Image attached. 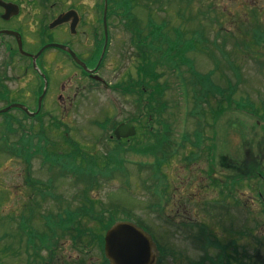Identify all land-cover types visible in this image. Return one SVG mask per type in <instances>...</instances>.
<instances>
[{
  "label": "rangeland",
  "instance_id": "1",
  "mask_svg": "<svg viewBox=\"0 0 264 264\" xmlns=\"http://www.w3.org/2000/svg\"><path fill=\"white\" fill-rule=\"evenodd\" d=\"M79 1L85 6L81 9L85 23L80 32L90 36L97 29L95 21L100 20L101 9H94L95 0ZM144 3L146 0L137 2L133 11L141 27L147 21ZM151 8L157 21L168 23L166 33L171 37L175 27L189 38L192 30L207 25L203 28L205 51L188 53L185 57L200 76L210 75L211 88L204 91L185 66L173 71L165 67V62L154 61L158 56L150 57L156 66L153 71L160 75L159 90L152 91L148 83L139 102L137 93L143 87L138 86L136 71L140 64H148L142 59L150 52L137 47L132 41L135 36L131 26L120 15H114L107 22L108 45L99 70V77L108 86L81 77L57 49L49 48L40 57L46 63L42 71L52 83L42 100L40 122L46 128L45 135L56 144L58 152L70 150L64 139L68 136L92 154L104 151L115 123L133 119L140 132L143 127L161 132L167 129L168 142L163 150L167 158L175 155L160 168L165 177L161 184L158 186V181L150 178L147 166L153 164V159L129 152L135 141H122L127 151L128 164L124 167L127 175L120 173L108 182L101 180L90 195L97 200L96 208L118 209L117 223L122 220L148 227L151 232L145 231L154 234L166 249L157 264H229L227 259L238 258L241 248H233L229 242L228 252L232 256L220 259L218 250L215 260L211 254L214 246L206 247L216 240L215 236L222 235L224 224L231 230L244 231L241 235L245 239L237 238L245 246L243 264H264V245H255L256 240L264 242V202L256 196L264 193V0H164L162 4L152 3ZM55 36L46 42L63 44L62 33ZM28 44L23 49L31 54L44 42L34 40ZM85 50H90L88 43ZM80 53L85 55L84 50ZM146 68L148 71L149 66ZM36 79L29 70L25 74L16 61L13 74L0 76V85L2 82L9 90L6 102L34 109L39 93ZM133 82L137 88L127 95L114 90L127 83L133 86ZM2 107L4 102L0 100ZM193 111L196 114H191ZM12 115L23 121L18 112L12 111ZM2 123L0 117V263L33 264L27 262V244L18 232L21 220L33 233L53 238L56 242L53 248H57L65 264H104L95 251L94 236L72 245L71 235L75 232L71 227L64 232L53 231L58 232L54 237L44 227L43 217H52L54 222L60 211L66 208L73 211L79 206L82 186L75 189L71 179L57 177L54 191L51 190L53 198L36 199L26 184L27 178L45 183L56 176V171L50 173L47 166L40 164V158L32 160L28 171L22 160L5 151L3 138L11 144L25 134L38 142L39 122L24 120V127L15 124L16 132L5 131ZM53 123L60 124L58 130L51 128ZM97 123L105 125L103 131ZM196 132L204 137L194 149ZM109 144L114 147L113 142ZM260 168L263 177L255 173ZM232 177L242 180H237L236 185L230 182ZM156 184L158 195L154 196L151 193ZM163 193L166 194L162 197ZM227 211L232 213L228 216ZM219 215L223 218H218ZM82 225L94 235L100 233L99 224L93 220L83 219ZM228 239L231 238L224 237L221 241L228 245ZM84 247L88 248L82 255Z\"/></svg>",
  "mask_w": 264,
  "mask_h": 264
},
{
  "label": "trees",
  "instance_id": "2",
  "mask_svg": "<svg viewBox=\"0 0 264 264\" xmlns=\"http://www.w3.org/2000/svg\"><path fill=\"white\" fill-rule=\"evenodd\" d=\"M163 1L164 0H146V3L142 6L145 8V12L147 13V21L145 22L144 27H141L139 25L141 21L137 19L133 12L137 2H140V0H108L107 20L109 21L111 16L120 15L131 26V33L135 36V40H133L132 37V41L136 43L139 49L146 48L150 52V54L142 59L143 63L148 61V64L146 66L144 64H140L136 71L138 77L137 80L139 82L138 86L140 85L143 87L141 91L137 93L139 102L144 98L143 91L147 88L146 85L148 83L149 85H152V91L159 90L160 75L157 74L156 71H153L156 66L152 65L153 61H151L150 57H154L155 59V57L158 56V58L154 61H160L161 64L165 62V67H168L173 71L179 70L182 66H185L191 76L196 79L199 85L203 87L204 91L208 89V87L209 89L211 88V81L208 80L210 75L204 77L200 76L194 71L192 62L186 60L185 57L188 53L205 51L204 45L207 40L204 38L205 32L203 28H207V25L202 24L203 27L192 30L191 33H189V38H187L188 35L179 27H175L172 29L173 37H171L167 34L168 23L165 21H157L156 12L151 8L152 3H155V5L162 4ZM183 1L186 0H180V2ZM147 66H149L148 71L146 68ZM215 68L218 69L216 65ZM122 88V92L126 95L130 92V90L134 91L137 88V85L134 86V82L133 86L127 83ZM214 90L220 91L216 88ZM7 94L8 91L0 90V99L5 98ZM226 102L228 103V101ZM243 108L245 107L243 106ZM1 118L3 120V129L7 130V132H12V130L16 132L15 124L17 127H24L22 123L26 119V117H22L23 121H21V119L13 116L11 113L3 115ZM131 122L134 123L133 119ZM147 123H150L149 119H147ZM96 126L103 129L102 124L97 123ZM141 130L143 131H139V136L133 139L132 142L134 143L135 141L136 143L133 144L129 152L134 155L145 158L150 157L153 159V164L147 167L150 170V178H153L156 182L158 181L159 186L161 181L165 178L161 173L160 168L175 155L173 154L171 157L167 158L166 153L163 150V145H166L168 142V130L163 129L162 132L160 130L154 131L151 127H148L146 130H144L143 127ZM64 139L69 146V151L58 152L56 144L49 142L45 136L38 137V142L35 143L32 141L31 136L26 137L25 134H22L19 137V141L15 143L7 144V140L5 138L2 140L6 144L4 146L5 149H7L12 156H18L21 160H23V162L27 165L28 171H30L31 162L35 158H40L41 165L47 166L50 173H52L53 170L56 171L54 172L56 176L49 178L45 183L40 180L28 179L29 177L27 178L26 184L31 189L32 195L36 199L42 198L43 201H47L48 199L53 198L51 190L54 191V181L57 177L71 179L75 189L78 186H82L83 188L81 193L82 196L78 199L79 206L73 211H70L69 208L60 211L56 217V221L54 222L52 221V217H43L45 220V229H48L50 232H56L57 229H60L64 232L69 230L71 227L75 232V234L71 235V237H75L77 241H81L82 239L85 241L86 238L94 236L92 231L87 230L88 228H82L83 219H89L99 224L100 241L102 242L104 231L117 221L116 219L119 212L116 208H96L95 203L97 200L91 198L90 195L93 194V191L100 186L101 180L105 179V181L108 182L112 180L116 174L122 173L123 175H127L125 173L126 170L124 169V167L128 164V161L125 159L127 151L121 143H115L114 147H110L108 141V144L104 145L105 152H91L92 154H89L82 149V146L70 138L67 139L64 137ZM192 147L195 148L194 146ZM258 170L259 174L255 171L256 175L262 176L263 174L261 172H263V168ZM237 180L242 179L237 178ZM237 180L232 177L230 182L238 185L239 183H237ZM143 185L145 184L143 183ZM158 186L157 184L154 186V190L151 193L152 195H158ZM126 187H128V185H126ZM152 187L153 186L151 185V189ZM165 194L166 193L161 194L162 197ZM262 194V198L264 200V193L262 192ZM215 204L217 205V202ZM121 210L126 212L124 209ZM227 215L229 216V214ZM218 218L222 219L223 217L219 215ZM21 227H23V232H27V235L30 238V230L27 229V224L22 223ZM146 229L151 231L148 227H146ZM54 232L53 237L58 234V232L56 234ZM40 235L41 234L34 232V239H39ZM33 236H31L30 245L33 250L34 248L35 250L37 249L36 254L39 256L41 249L40 246L42 245V247H47L48 242L46 240H40V245L35 246V241L32 238ZM156 244L160 255V261L164 256L166 249L163 247V244L158 241V239H156ZM27 256L31 255L28 253Z\"/></svg>",
  "mask_w": 264,
  "mask_h": 264
},
{
  "label": "flooded vegetation",
  "instance_id": "3",
  "mask_svg": "<svg viewBox=\"0 0 264 264\" xmlns=\"http://www.w3.org/2000/svg\"><path fill=\"white\" fill-rule=\"evenodd\" d=\"M94 9H97L100 1L95 0ZM85 8V6L79 0H0V76L1 78H5L6 75L13 74V69L15 68V62L18 63L23 68L25 74L28 71V64L18 52V43H17V34L21 40L22 47L29 45L28 43H34V40L37 42L43 41L44 44L40 45L39 49L46 45L49 40L56 38L55 34L58 32L62 33L63 45L67 46L76 57L85 64L88 70H93L96 66L94 63V58L97 50L102 49L103 46V38L101 34V22L95 21L97 29L90 36L80 32L84 21V16L81 12V9ZM69 11H75L77 13L78 21L74 28H71V22L73 18H70L69 23L62 24L60 26L55 27L54 29H50V24L63 13H67ZM14 33V34H12ZM82 38V39H81ZM48 41V42H46ZM46 42V43H45ZM88 43L90 45V50H85V44ZM34 45V44H32ZM38 49V50H39ZM100 49V52H101ZM37 50V51H38ZM80 50H84V54L80 53ZM35 51L32 54H35ZM42 57V55H41ZM65 57L70 62V57L65 53ZM30 60V59H29ZM97 62V61H96ZM26 66H25V64ZM37 66L43 70L45 60H40V58L36 62ZM30 65L32 69V63L30 60ZM79 71L83 72V69L78 66ZM99 70V69H98ZM98 73V71H96ZM96 72L93 75H96ZM87 74V73H86ZM87 78L91 79V75L87 74ZM6 81V80H4ZM3 81V83H4ZM51 79H49L48 86L51 88ZM2 86H5L2 84ZM61 99V96L60 98ZM232 212H226L225 214H231ZM264 214V211H262ZM222 227V235L215 236L212 243L208 244V246H214L215 249L212 250V255L214 259L217 260L218 250H221L219 253L222 258L225 259L229 256H232L229 250V242L233 243L232 247L235 246L237 248H241L238 258H233L231 260L227 259L229 264H243L242 252L245 249V246H242L237 241V238H242L244 235L243 230H231V227L221 225ZM74 230V229H73ZM20 233V231H18ZM75 234V233H74ZM224 237L231 238L228 239V245L226 242L221 241ZM40 239H45L48 242V246L51 247L52 239L47 236V234L40 236ZM256 239V238H255ZM257 241V240H256ZM255 241L256 246H263L264 242L261 240ZM72 242V238H71ZM97 249H95L98 257L100 256V248L98 244H96ZM95 247V248H96ZM88 248V247H87ZM84 248V252L82 255L86 254V249ZM234 248V247H233ZM56 249V251H55ZM56 252V253H55ZM227 252V255L225 254ZM46 254L45 257H34L33 264H65L62 260V257L57 254V248H52L50 250H44ZM234 253L237 254V250L234 249ZM81 254L79 256H82ZM99 259V258H98ZM79 262H82L81 257H79ZM210 261L214 262L213 259ZM82 264H85L84 262ZM216 264H219L217 262Z\"/></svg>",
  "mask_w": 264,
  "mask_h": 264
},
{
  "label": "water",
  "instance_id": "4",
  "mask_svg": "<svg viewBox=\"0 0 264 264\" xmlns=\"http://www.w3.org/2000/svg\"><path fill=\"white\" fill-rule=\"evenodd\" d=\"M104 12H103V27H104V47L105 50L107 42V33H106V8L107 3L104 0ZM75 14L72 12L65 13L60 15L52 24L51 28L62 25L64 23L70 22V18H73V21L70 23L71 28H74L78 19ZM19 50L21 51V43L18 40ZM48 48H57L62 51H66L72 55L74 60L76 57L70 52L66 47L60 45H47L43 47L35 56H30L33 64L35 66V60L39 55ZM41 99L39 100V102ZM13 108H18L23 110L28 116L33 117V114H29L27 109L21 105H11L0 110V114H5ZM113 135L116 139L128 138L135 135L134 127L127 124L119 125L113 132ZM104 253L106 258L109 260L110 264H155L156 255H155V246L151 238L145 234L141 229L129 224V223H118L110 228L104 239Z\"/></svg>",
  "mask_w": 264,
  "mask_h": 264
}]
</instances>
